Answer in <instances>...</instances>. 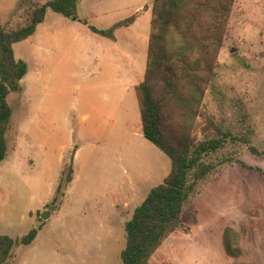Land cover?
Instances as JSON below:
<instances>
[{
	"label": "rangeland",
	"instance_id": "1",
	"mask_svg": "<svg viewBox=\"0 0 264 264\" xmlns=\"http://www.w3.org/2000/svg\"><path fill=\"white\" fill-rule=\"evenodd\" d=\"M152 3L90 0L82 8L83 18L96 17L78 19L101 30L138 17L131 28L115 32V45L52 10L38 31L51 24L49 39L14 45L16 59L29 71L8 96L0 235L20 239L38 232L29 246L13 249L10 264H121L126 222L171 168L143 137L134 91L144 79ZM28 4L0 0V22L17 27ZM186 100L192 113L181 122L198 139L212 138L213 131L203 133L197 108L224 131L264 148V0L235 1L213 83ZM225 158L264 172V159L242 143H227L208 161ZM69 173L72 181L58 195ZM45 211L48 220L41 218ZM184 214V228L164 241L149 264H264L261 173L235 162L220 164L196 186Z\"/></svg>",
	"mask_w": 264,
	"mask_h": 264
},
{
	"label": "trees",
	"instance_id": "2",
	"mask_svg": "<svg viewBox=\"0 0 264 264\" xmlns=\"http://www.w3.org/2000/svg\"><path fill=\"white\" fill-rule=\"evenodd\" d=\"M27 1L28 7L17 27L0 22V163L8 156L6 134L11 120L8 96L20 89V83L28 73V66L16 59L14 45L34 35L48 10L68 19H77L92 33L112 41L116 40V31L130 27L136 20V16H131L101 30L78 19L80 0ZM235 1L153 0L144 79L135 87V93L143 137L169 159L171 168L163 182L149 191L126 222L121 264H149L164 241L184 228V208L191 194L220 164L235 162L264 175L261 169L250 167L239 158H225L220 163L208 161L210 155L216 154L227 143H242L252 155L262 159L264 148L258 149L248 138L224 131L198 108L193 112L205 122L202 130L205 135L213 131L212 138L206 135L204 139H198L192 128L181 122L192 113L185 109L186 95H202L213 83ZM63 181L66 184H59L58 195L72 181L71 173ZM56 200L57 197L53 202ZM37 232L32 229L20 239L0 235V264H10L13 249L29 246Z\"/></svg>",
	"mask_w": 264,
	"mask_h": 264
},
{
	"label": "crops",
	"instance_id": "3",
	"mask_svg": "<svg viewBox=\"0 0 264 264\" xmlns=\"http://www.w3.org/2000/svg\"><path fill=\"white\" fill-rule=\"evenodd\" d=\"M90 0H80V2H79V5H78V9H79V11H78V16H79V18L80 19H85V18H83V16H81L82 14L81 13H83L82 12V8L85 10V5L89 2ZM137 10L139 11V12H141V11H143L142 10V6H140L139 8H137ZM91 17H96V15L95 14H93V13H91V14H89ZM85 17V16H84ZM87 18V19H92V18ZM129 18V17H128ZM87 19H85V20H87ZM127 19V18H126ZM138 20V17L136 18V20H135V22H134V24L136 23V21ZM88 21V20H87ZM90 23V22H89ZM134 24H132L130 27H128V28H131ZM49 25H51V24H49ZM49 25H47V26H45L43 29H42V31H40V34L38 33V31H39V27H41V24L40 25H38V27H37V29H36V32L34 33V35H32L30 38H29V42H30V45H34L35 43H33V41H34V38H38V40H40L41 39V37L42 36H44V37H47L48 39L50 38V27L51 26H49ZM85 28H87L86 26H84ZM128 28H122V29H128ZM88 29V28H87ZM82 32H86L83 28H81L80 29ZM89 30V29H88ZM121 29H119L118 31H120ZM90 31V30H89ZM91 32V31H90ZM96 35V34H95ZM98 36V35H97ZM100 37V36H99ZM100 38H103V37H100ZM103 39H105V40H108V41H111L114 45L115 44H117V40H115V41H112V40H109V39H106V38H103ZM26 41H28V39L26 40ZM147 48H148V45H147ZM15 57H16V55H15ZM89 58H92L90 55H89ZM37 64H39L37 61H35V66H37ZM39 66H41V64H39ZM28 71H29V67H28ZM24 80V79H23ZM23 80L21 81V83L23 82ZM143 81V80H142ZM136 87V86H135ZM135 87H134V91H135ZM128 94V93H127ZM135 96H136V93H135ZM136 100H137V98H136ZM137 104H138V102H137ZM138 109H139V107H138ZM71 183V182H70ZM70 183L68 184V186L70 185ZM67 186V187H68ZM50 217H51V214H50Z\"/></svg>",
	"mask_w": 264,
	"mask_h": 264
},
{
	"label": "water",
	"instance_id": "4",
	"mask_svg": "<svg viewBox=\"0 0 264 264\" xmlns=\"http://www.w3.org/2000/svg\"><path fill=\"white\" fill-rule=\"evenodd\" d=\"M49 217H50V213H49V212H46V211L43 212L42 215H41V218H42L43 220H48Z\"/></svg>",
	"mask_w": 264,
	"mask_h": 264
}]
</instances>
